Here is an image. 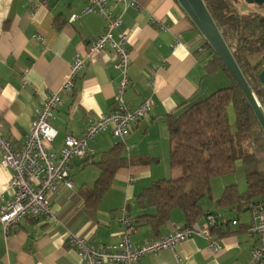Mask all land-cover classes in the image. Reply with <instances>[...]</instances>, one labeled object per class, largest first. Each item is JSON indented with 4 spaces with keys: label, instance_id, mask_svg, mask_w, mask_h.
<instances>
[{
    "label": "crops",
    "instance_id": "1",
    "mask_svg": "<svg viewBox=\"0 0 264 264\" xmlns=\"http://www.w3.org/2000/svg\"><path fill=\"white\" fill-rule=\"evenodd\" d=\"M106 2L111 14L121 17L113 36L125 35L129 48L124 101L135 108L150 98L151 109L131 125L124 141L107 130L88 142L94 151L89 159L72 161L73 188L60 183L49 195L53 218L28 216L7 232L0 223V264H81L69 243V233L84 237L91 245L120 249L124 228L117 217L122 210L134 226L130 234L133 246L187 224L182 211L175 208L157 233L150 225H140L137 218L154 214L155 209L141 207L136 196L154 180L180 175L169 163L167 116H177L184 105L206 98L215 90L216 77L226 76L206 73V41L178 0H136V7L125 9L118 0ZM86 4V0H0V125L17 147L24 141L35 110L59 89L74 57L86 54L90 41L104 30L103 16L84 12ZM242 5L240 1V12L251 11ZM110 53L104 49L90 54L76 74L72 90L61 93L62 102L50 121L57 130L52 150L62 146L67 134L81 135L92 119L110 111L122 77ZM119 142L127 164L116 170L98 204L88 206L83 192L100 174L97 163ZM12 174L1 164L0 153V200L12 197ZM128 176L133 181L128 182ZM220 196L203 198V214L193 222L201 224L204 216L214 212L211 234L220 245L218 253L209 250L204 237L193 234L173 249L144 255L136 264L245 263L255 243L247 232L251 212L245 206L217 207ZM256 200L264 205V196Z\"/></svg>",
    "mask_w": 264,
    "mask_h": 264
},
{
    "label": "trees",
    "instance_id": "2",
    "mask_svg": "<svg viewBox=\"0 0 264 264\" xmlns=\"http://www.w3.org/2000/svg\"><path fill=\"white\" fill-rule=\"evenodd\" d=\"M237 1L203 0L264 111V87L258 80V73L264 68V15L240 12L234 4ZM205 48L209 52L206 73L222 72L231 83L200 101L184 105L177 116H167L169 163L180 170V175L154 180L136 196L141 207L155 209L154 214L138 217L137 223L150 225L156 233L175 208L182 211L187 224L196 221L203 214L201 199L210 196L211 179L233 172L239 160L245 171L246 189L241 192L235 184L226 186L215 202L217 207H248V203L264 196V132L239 85L207 42ZM229 102L235 111L234 131L226 114ZM246 136L250 152L244 149ZM122 150V143L114 144L97 163L100 174L83 192L88 206L98 204L116 170L126 166Z\"/></svg>",
    "mask_w": 264,
    "mask_h": 264
},
{
    "label": "built area",
    "instance_id": "3",
    "mask_svg": "<svg viewBox=\"0 0 264 264\" xmlns=\"http://www.w3.org/2000/svg\"><path fill=\"white\" fill-rule=\"evenodd\" d=\"M118 1L124 4V9L137 6L136 0ZM86 2L84 12H97L105 19L103 32L90 41L86 54L74 57L59 89L51 92L35 110L20 147L14 145L3 134L0 125L1 164L13 171L9 183L12 197L0 200V223L5 232L28 216L53 218L55 215L49 195L58 190L60 183L68 189L73 188L72 161L74 158L89 159L94 151L88 146V142L107 130L121 142L124 141L131 125L145 117L151 109L150 98H145L135 108H130L123 98L129 85L127 76L129 48L125 35H120L118 38L113 36V30L121 23V17L111 14L106 0H86ZM104 49L110 50L111 61L122 73L110 111L92 119L81 135L67 134L62 146L58 150H52L50 144L56 137L57 130L50 121L53 118V111L62 102L61 93L72 90L75 76L84 67L90 54ZM127 181H133L132 176H128ZM247 206L251 212V225L247 232L255 237V243L249 251L248 260L238 264H264V205L261 201H254ZM117 219L124 228L121 233V247L117 250H111L103 244L91 245L84 237L74 233L68 234L69 243L77 252L81 264H136L144 255L162 249H173L176 244L193 234L204 237L213 254L220 251L218 240L211 234V226L215 222L213 214L204 216L201 224L176 226L171 232L138 246L131 244L130 234L134 226L124 210Z\"/></svg>",
    "mask_w": 264,
    "mask_h": 264
},
{
    "label": "water",
    "instance_id": "4",
    "mask_svg": "<svg viewBox=\"0 0 264 264\" xmlns=\"http://www.w3.org/2000/svg\"><path fill=\"white\" fill-rule=\"evenodd\" d=\"M187 14L190 16L205 41L222 61L226 69L234 78L249 103L255 117L264 132V111L254 92L246 82L231 51L219 32L203 0H178ZM248 4L262 5L264 0H244ZM259 82L264 85V68L258 73ZM214 214V212H212ZM216 221V217H215Z\"/></svg>",
    "mask_w": 264,
    "mask_h": 264
},
{
    "label": "rangeland",
    "instance_id": "5",
    "mask_svg": "<svg viewBox=\"0 0 264 264\" xmlns=\"http://www.w3.org/2000/svg\"><path fill=\"white\" fill-rule=\"evenodd\" d=\"M242 2V7H248L251 11H256L260 14L264 15V3L262 5H256V4H248L244 0H238L235 2V6L237 7L238 10L239 8V2ZM254 61V60H253ZM231 80L228 77L221 78V77H216L214 81V89L217 90L221 87H225L230 85ZM214 90V91H215ZM226 114H227V119L229 123V127L232 131L235 129V111L233 108V105L231 102L226 107ZM244 149L247 152L251 151V146L249 143V138L248 136L245 137L244 140ZM235 184L237 186V189L239 191H244L246 189V176H245V171L244 168L242 167L241 163L238 161L236 164V168L233 172L216 176L211 179L210 181V195H212L214 198L218 197L219 195L222 194L223 190L225 189L226 186ZM209 197V196H206ZM204 197V198H206ZM202 200V199H201Z\"/></svg>",
    "mask_w": 264,
    "mask_h": 264
}]
</instances>
